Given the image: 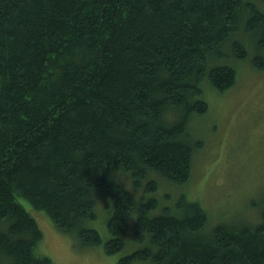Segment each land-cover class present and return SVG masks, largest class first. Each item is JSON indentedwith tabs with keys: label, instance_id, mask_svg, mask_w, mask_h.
Listing matches in <instances>:
<instances>
[{
	"label": "trees",
	"instance_id": "16d2710c",
	"mask_svg": "<svg viewBox=\"0 0 264 264\" xmlns=\"http://www.w3.org/2000/svg\"><path fill=\"white\" fill-rule=\"evenodd\" d=\"M264 2V0H263ZM264 70V10L253 0H0V252L10 264L40 255L41 227L22 201L106 255L143 244L118 264H264V223L217 225L185 196L160 215L151 173L191 178L202 142L187 131L209 111L201 84L235 86L228 48ZM171 111V122L162 120ZM116 175L144 190L137 198ZM112 207L111 237L86 222Z\"/></svg>",
	"mask_w": 264,
	"mask_h": 264
},
{
	"label": "rangeland",
	"instance_id": "374dc122",
	"mask_svg": "<svg viewBox=\"0 0 264 264\" xmlns=\"http://www.w3.org/2000/svg\"><path fill=\"white\" fill-rule=\"evenodd\" d=\"M253 2L264 10L263 0ZM239 38L249 51L246 59H236L227 48L224 56L212 63L234 67L238 74L235 86L219 92L208 80L201 84L209 111L193 116L187 129L193 141L202 142L194 156L189 181L176 185L153 172L149 177L158 189L144 194V190L132 187L131 177H113L129 188L137 200L142 194L157 198L159 205L153 215H160L164 208H171L185 196L205 208L209 218L206 229L211 232L217 225H250L235 222L232 217L236 206L253 194L259 195L264 203V70H258L252 62L259 53L254 40L242 34ZM22 204L34 216L44 236L37 247L38 254L51 258L54 264H118L121 257L143 246L132 239L135 215L129 220L126 247L117 255H106L101 246H80L75 235L59 231L43 211L26 201ZM97 212L98 217L87 221L86 226L98 230L103 241H107L111 237L108 219L112 207L103 211L101 206Z\"/></svg>",
	"mask_w": 264,
	"mask_h": 264
},
{
	"label": "clouds",
	"instance_id": "9594fccd",
	"mask_svg": "<svg viewBox=\"0 0 264 264\" xmlns=\"http://www.w3.org/2000/svg\"><path fill=\"white\" fill-rule=\"evenodd\" d=\"M161 119L171 122L172 112L164 113ZM253 199L257 200L256 204L252 203ZM232 220L250 225L264 223V203L260 202V196L253 194L250 198L241 201L234 209ZM10 259L7 253L0 252V264H10Z\"/></svg>",
	"mask_w": 264,
	"mask_h": 264
}]
</instances>
